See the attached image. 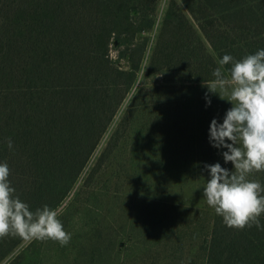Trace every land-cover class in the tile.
Masks as SVG:
<instances>
[{
    "label": "trees",
    "instance_id": "1",
    "mask_svg": "<svg viewBox=\"0 0 264 264\" xmlns=\"http://www.w3.org/2000/svg\"><path fill=\"white\" fill-rule=\"evenodd\" d=\"M160 1L0 0V163L9 165L12 186L33 210L45 204L57 211L63 207L58 218L72 237L65 247L44 241L43 250L26 264H47V251L67 256L77 245L82 251L92 244L122 247L134 238L164 247L181 241L185 232L175 231L181 224L189 227L187 213L199 201L187 190L195 180L204 188L209 178L204 165L219 162L233 169L216 148H161L159 156L168 154V160L159 177L142 183L148 193L93 188L130 136L144 100L139 92L84 184L69 199L138 81L149 46L143 34L155 27ZM260 49L264 0H171L147 71L183 70L190 82L212 83L218 67L230 78L231 65L219 63L225 54L241 60ZM249 179L264 186V171ZM168 186L187 195L178 200L172 193L162 198L150 193ZM201 203L202 211L212 214V227L200 247L202 264H264V230L228 228L204 196ZM119 215L127 218L124 224L117 225ZM260 219L264 225V215ZM24 241L0 240V264ZM8 264L24 263L20 255Z\"/></svg>",
    "mask_w": 264,
    "mask_h": 264
},
{
    "label": "rangeland",
    "instance_id": "2",
    "mask_svg": "<svg viewBox=\"0 0 264 264\" xmlns=\"http://www.w3.org/2000/svg\"><path fill=\"white\" fill-rule=\"evenodd\" d=\"M170 1H160L155 27L152 31L143 34L149 39V46L139 72L138 81L120 107L69 199H72L84 184L96 159L105 149L131 101L139 92L142 93L144 100L132 121L130 136L115 151L104 173L93 181V188L104 191L115 189L129 193H148L149 191L144 190L145 187L142 183L159 177L163 170V164L168 160V154L166 157L159 156L161 148L167 151L176 146L185 148L187 145L199 149L214 148L209 143L210 123L213 118L222 123L226 111L232 105L226 99H221L218 93L214 95L209 93L212 103L211 106L206 107L205 93L209 91L206 84L210 86L213 82H190L187 73L183 70H163L153 74H149L147 71ZM111 52L113 58H116L117 50L113 48ZM217 90L219 91V88ZM223 95L227 98L228 92H224ZM196 164H201V162L197 161ZM149 167L152 171L148 170ZM169 176L174 175L169 173ZM172 189H169V186L167 188L161 187L159 192L150 190V193L161 198L172 193L178 196V200L179 196L187 195L179 188ZM187 192L189 197L197 198L199 201L198 206L196 204L197 209L187 213L186 224L189 227L184 229L181 224L175 231V234L185 232L183 240L168 242L167 247L153 246L150 242L144 245L143 240L135 238L128 240L129 242L121 243L122 247L114 244L112 249L102 244H92L86 245L82 251H77V245L75 249L66 254L67 256L59 251L50 252L46 250L48 252L45 253L47 264H190V261H197L198 264H202L204 258L200 247L204 237L209 234L212 227V214L206 210L202 211L203 189L198 186V180L193 182ZM192 203H195L193 199ZM119 216L117 219H121L122 222L117 223V225L124 224V220L127 218L124 217L125 215ZM44 244V241L25 240L2 264H8L20 255L21 260L26 264L27 261H31L36 255H39V250H43Z\"/></svg>",
    "mask_w": 264,
    "mask_h": 264
},
{
    "label": "clouds",
    "instance_id": "3",
    "mask_svg": "<svg viewBox=\"0 0 264 264\" xmlns=\"http://www.w3.org/2000/svg\"><path fill=\"white\" fill-rule=\"evenodd\" d=\"M219 63L231 65L230 78L219 67L213 71L215 81L210 86L206 84L209 90L205 93L206 107L212 103L209 93H218L232 107L226 111L222 123L212 119L209 143L222 150L225 164L230 162L233 169L222 167L219 162L205 164L209 178L203 196L228 228L244 230L255 226L264 230L260 219L264 215V186L249 179L254 172L264 171V49L241 60L225 54ZM224 92H228L227 98ZM7 145L9 150L13 149L11 138ZM10 175L9 165L0 163V240L19 237L67 246L72 237L64 229L57 210L46 204L33 210L17 195Z\"/></svg>",
    "mask_w": 264,
    "mask_h": 264
}]
</instances>
